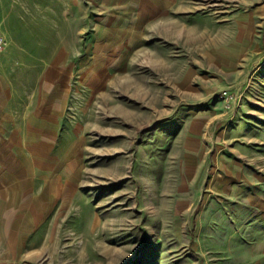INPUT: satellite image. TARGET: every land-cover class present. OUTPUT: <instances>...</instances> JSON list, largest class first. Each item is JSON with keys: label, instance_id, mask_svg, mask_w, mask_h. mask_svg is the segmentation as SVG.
Returning a JSON list of instances; mask_svg holds the SVG:
<instances>
[{"label": "rangeland", "instance_id": "1", "mask_svg": "<svg viewBox=\"0 0 264 264\" xmlns=\"http://www.w3.org/2000/svg\"><path fill=\"white\" fill-rule=\"evenodd\" d=\"M29 1L16 33L62 102L43 130L0 115L14 264H264L257 0Z\"/></svg>", "mask_w": 264, "mask_h": 264}, {"label": "crops", "instance_id": "2", "mask_svg": "<svg viewBox=\"0 0 264 264\" xmlns=\"http://www.w3.org/2000/svg\"><path fill=\"white\" fill-rule=\"evenodd\" d=\"M252 10L254 11L249 18L260 24L259 46L262 50L264 0H257V5ZM38 20H43V8L33 10L29 0H0V34L6 41V48L0 58V115L7 114L3 109H10L13 102L16 105L20 102L22 114L27 118L31 117L28 120L30 130H43L48 121L45 117L53 115V110L56 113L62 102L58 95L62 74L59 71L53 73L58 69L57 63L54 61L49 69H44L38 63L29 61L26 58L28 48L24 42L26 36L16 33L18 29H25L27 32L29 23ZM168 22L170 28H175V21L169 18ZM38 69L40 70L37 71ZM18 83L22 85L19 91L15 86ZM33 117L38 118L35 119L39 126L37 128L32 125ZM15 229L14 223L0 219V264H14L13 261L18 259L24 262L28 254H31V249L26 248L23 233L18 237Z\"/></svg>", "mask_w": 264, "mask_h": 264}, {"label": "built area", "instance_id": "3", "mask_svg": "<svg viewBox=\"0 0 264 264\" xmlns=\"http://www.w3.org/2000/svg\"><path fill=\"white\" fill-rule=\"evenodd\" d=\"M5 46H6L5 38L0 34V58L5 49Z\"/></svg>", "mask_w": 264, "mask_h": 264}, {"label": "trees", "instance_id": "4", "mask_svg": "<svg viewBox=\"0 0 264 264\" xmlns=\"http://www.w3.org/2000/svg\"><path fill=\"white\" fill-rule=\"evenodd\" d=\"M263 42H264V33H263ZM192 245V244H191Z\"/></svg>", "mask_w": 264, "mask_h": 264}]
</instances>
